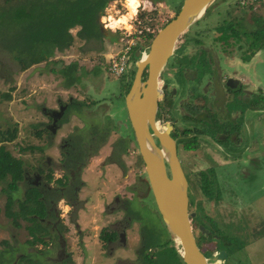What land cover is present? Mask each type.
I'll return each instance as SVG.
<instances>
[{"label": "rangeland", "instance_id": "374dc122", "mask_svg": "<svg viewBox=\"0 0 264 264\" xmlns=\"http://www.w3.org/2000/svg\"><path fill=\"white\" fill-rule=\"evenodd\" d=\"M23 0H0V134L5 133L8 128L17 127L16 138L13 141L3 140L0 141V145H4L14 156L21 158L25 162V168L32 176L31 167L37 164L44 163V155L41 151L34 149L29 150L28 147L22 151L23 147L26 146H52L48 149L47 153L52 159L53 164H57L60 156L55 146L62 144V139H68L69 135L76 133L77 129L81 128L85 130L84 123L86 113H80L79 115L71 114L66 115L63 122H59V127L56 128L51 142L46 137L38 138L35 133L37 130L42 128L47 122V117L44 115V109L57 108L58 105L69 102V99H77L80 102L90 103V101H100L101 104L107 105V112H102L100 115L104 117L107 115L110 118H114L118 121L115 122L117 132L110 131L107 140L102 145L96 155L92 156L87 164L83 167L80 178L83 181L81 188L77 193V203L74 207L66 205L63 200L58 204L57 209L59 215L64 222H66L67 232L65 236L67 241V251L70 254V264H108L110 260L99 259L97 252V245L93 244L95 236L99 233L102 226L113 222L116 219L123 218L119 208L113 204V197L118 196L126 201H129L131 210L140 216V219L146 225L145 229L151 232L152 237H156V240L160 239V229L163 230L161 220L155 209L151 211L150 208L141 206L139 203L145 201L151 206V201H148L147 196L137 199L133 189H137L140 185V180L144 179V166L141 162L140 155L136 145L132 141H128L127 154L115 153L112 158L118 159L120 165L117 166L108 160L110 154V146L115 144L117 138L121 135H127L131 133L130 125L128 124V117L125 110L124 99L120 100L119 107L115 108L109 99L111 97L119 96L120 92V76L116 77L111 74H107V64L110 56H113L121 49L123 42L119 43V36L122 32L124 25L130 28L133 23V19L138 18L142 20V24L147 26L151 24L154 27L155 32L161 28V26L170 18H172L176 11L180 8L183 0H161L153 2L152 0L145 1L146 8L143 10L137 8L135 12L127 18L125 22L118 21L120 16L128 13L127 0H118L121 3L110 2V5L106 7L103 15H110L108 26L103 24V28L108 29L110 34H114L113 38L103 37L101 41H82L75 39L73 45L69 48H65L62 52H56L47 63L42 61L38 64L28 66L24 70H20L17 61L12 58L11 52L7 49L15 47L16 40L21 36L28 34V30L23 26V22L11 21L7 15L2 12V8H11L17 2ZM133 1V0H129ZM244 0H216L207 10L206 14L202 18L201 24L209 23L206 27H194L196 29L213 28L220 21L229 20L230 17L243 16L247 28L250 27L252 30V22L255 17H262L264 20V0H247L245 3L249 6H254V10L249 11H237L232 6L234 2L241 4ZM139 0H135V5ZM141 2V0H140ZM119 4V5H118ZM121 6V7H120ZM119 9V13L115 11ZM26 10V9H25ZM230 10V14L227 11ZM28 11V10H27ZM2 12V13H1ZM113 18V20L111 19ZM116 18V20H115ZM106 20L105 18H102ZM116 21V22H115ZM118 21V22H117ZM100 22L101 17H100ZM204 22V23H203ZM123 23V24H121ZM258 22L256 23L257 26ZM28 28V23L26 22ZM120 26V29H118ZM201 27V28H200ZM258 27V26H257ZM192 29V28H190ZM215 29L219 31H225L226 26L221 24ZM214 29V30H215ZM117 30V31H116ZM258 29L255 28V31ZM116 31V32H115ZM72 34H75L76 29L71 30ZM261 35L263 31L259 29ZM12 35V36H11ZM119 35V36H118ZM226 37V36H225ZM145 39L142 37L137 40V44H145ZM144 41V42H143ZM248 46H256L258 41H249ZM262 40L259 41V44ZM245 45V43H243ZM264 48V46L262 47ZM261 48V49H262ZM258 50V49H256ZM135 51V50H134ZM261 52L262 59L264 60V49L258 51ZM257 52V53H258ZM252 53V52H251ZM250 51L238 52L239 55L253 63L251 59ZM130 58V68L135 69V61L138 59L137 51L132 53ZM260 56V55H258ZM258 58V57H257ZM57 62V63H56ZM56 63L55 68L62 65L74 64L75 75L78 80L73 86H65L64 82L68 81L58 71H51L50 66ZM254 69L257 73H260V66L255 63ZM65 78V81H64ZM8 93L9 97H4V94ZM109 98V99H108ZM108 100V101H105ZM91 105V104H90ZM90 118H96L95 114H91ZM98 118V117H97ZM261 124L264 127V114L261 115ZM89 122H92L90 120ZM241 124L243 123L240 119ZM229 124V123H228ZM242 142L238 145L231 141L224 142L225 146L234 144V146H263L260 143H256L258 139L253 136L245 137L243 132L238 134ZM124 137V136H123ZM1 138V137H0ZM118 146V145H117ZM120 147V146H119ZM118 148V147H116ZM103 160L106 165H102ZM63 172L58 167H54L53 176H62ZM5 185L3 181L0 182V252L4 255V249L6 246L2 243L3 240L7 242V245L19 246L28 240V231L25 226L28 222L19 220L20 226L16 227L5 212V194L1 188ZM21 187L23 184L21 183ZM144 183H141V189ZM20 192H16V196H21ZM139 193V192H138ZM140 194V193H139ZM112 208V209H111ZM194 209V204L191 206ZM264 209V206L262 207ZM209 213V224L208 227L212 231H216L218 235L222 236L220 239H213L215 248H225L228 251V256L224 261H212L210 264H254L253 261L263 260L264 258V244H259L257 253L253 258L251 256V248L248 243H252L251 233L246 231L245 228L249 226L243 217H241V223L235 222L230 223L222 218L219 211L211 208ZM69 218L73 222H77L80 229L83 231L84 236L80 244L83 248H86L84 253L79 247L78 240L76 239V233L74 232V225L69 221ZM201 220V219H200ZM238 220V219H237ZM240 221V220H239ZM244 221V222H243ZM51 222H57L56 218H52ZM139 224L137 220H132V224L128 229V243L124 249L118 248V252L121 256H129L130 260L133 259L132 253H135V248L138 243ZM217 236V235H212ZM212 236H209L211 239ZM162 237L165 238L164 234ZM214 238V237H213ZM212 243V241H210ZM177 247V243H175ZM93 245V248H92ZM171 246V244H168ZM252 246V245H251ZM152 248V257L144 256V261L141 264H181L178 263L169 248L154 247ZM45 249V248H44ZM210 250L212 248H209ZM179 250V249H177ZM93 251V252H92ZM97 252V255H96ZM216 253V252H215ZM251 253V254H250ZM206 255L209 253L206 252ZM50 258H46L44 255L41 257L42 264H59L55 255L51 253ZM1 259V256H0ZM1 264V263H0ZM6 264V263H4Z\"/></svg>", "mask_w": 264, "mask_h": 264}, {"label": "flooded vegetation", "instance_id": "af4514ba", "mask_svg": "<svg viewBox=\"0 0 264 264\" xmlns=\"http://www.w3.org/2000/svg\"><path fill=\"white\" fill-rule=\"evenodd\" d=\"M112 1L119 3L118 0ZM246 1H242L241 4L234 2L232 6L237 11H246L248 9L247 11L250 13L255 8L246 4ZM110 2L108 3L109 5ZM227 13L230 14V10ZM104 16L106 15H101L102 23L99 18L100 30L104 38L107 36L113 38L114 34H110L108 29L103 28V24L107 23V21L105 22L102 19ZM259 18L263 20L260 16L255 17L251 25L252 30L250 27L247 28L246 20L243 16H234L230 17L229 20L220 21L212 29L208 27L196 29L192 26V29L185 31L179 36L172 54L157 79L158 93L156 95L157 109L154 116V128L174 141L178 160L188 182V210L189 213H193V216L190 217V224L194 238L204 255L210 259L214 258L220 250H225L227 253L226 257L218 261L226 260L228 251L225 248H220L212 256L206 255V252L208 253L210 250L209 248L213 249L216 247L213 239L222 238L216 231H212L208 227L210 222L208 212L213 208L219 211L221 217L226 219L225 221L230 223H237L238 221L234 214L235 211L232 210L231 202L225 201L227 198H233V195L237 192L235 190L236 184H234L236 183V180H234L235 174L232 169L225 170L222 162L224 159L231 157L230 162L235 163V158L241 153V148L244 151H249L251 146H237L242 142L238 134L243 132L245 137L253 136V132L251 133L249 129V126L253 125L252 114L257 111L260 115L264 114V60L261 52L260 54L258 52L264 49L262 48L264 43L261 45L262 49L259 48L258 50L248 46L250 44L249 41H252L255 36L252 31L256 28ZM256 19H258L257 22H255ZM200 20L195 23L194 27H199L200 25L206 27L209 24H201ZM221 24L226 26V30L223 32L215 29ZM230 24H232V31L228 27ZM107 26L108 24H106ZM75 29L77 30V28ZM143 34L144 32L139 36H133L134 41L137 42L138 39H141ZM139 45H141V48H139V52L137 51L138 57L142 55L143 50L146 52L148 47L147 43L145 45L140 43ZM244 51L252 52L251 59L253 63H250L249 60L245 61L238 54V52ZM133 52L135 51L131 48L130 58H132ZM255 63L259 64L260 73H257V70L254 69ZM128 70L129 68L126 72ZM106 72L108 75L110 74L108 70ZM147 74L148 68L145 66L141 76L142 81L147 78ZM256 82L259 84L258 87H255ZM65 109L66 103H60L55 109L48 108L43 111L47 117V122H45L43 127L48 130V134L44 137L49 142H51L50 140L56 128L59 127V122L64 116ZM240 119L243 122L242 124ZM149 130L152 133L155 144L161 147L154 130L150 127ZM121 137L127 138V135H121ZM228 140L231 143L235 142L237 145L229 144L225 146L224 142ZM67 145L66 139H62V144L55 146L60 156L56 165L52 163V159L47 153L52 146H40L41 149L39 151L45 157L44 163L31 167L32 176L29 174V169L28 171L25 169L23 181L28 186H35V188L45 194L41 197L45 199L47 212L44 217L39 218L40 224L44 228L41 231L40 238L42 240L31 243L30 241L33 238L28 232V242L25 241L19 246L12 245L14 247L13 251H6L4 255H0L3 259L1 264H16L20 255H26L27 253L28 264H42L41 257L44 255L49 259L51 253L55 255L59 264H70L71 258L67 251L68 240L65 236L67 224L60 217L57 206L63 200L66 205L71 208L74 207L77 203L78 190L81 188L83 181L79 173L81 184L73 186L75 197L70 192L65 193V187L55 185V179L65 175L69 184L74 183L78 174L75 169H64L65 162L68 161L69 153L71 152V150L68 151V148H73L72 155L76 153L75 146ZM120 150L121 147L113 144V146H110V154L107 156L108 160L117 166L122 165H120L118 159L112 158V155L115 156V153L120 155ZM97 152L99 151L91 152L86 156L84 166ZM121 153L127 154V146ZM261 157L264 161V154ZM70 161L74 160L70 159L69 163ZM102 165H106L104 160ZM165 165L169 175L166 161ZM54 167L62 170V176H53ZM49 173L52 174L53 178L50 182H47V174ZM140 182L143 183L141 180ZM141 183L137 189H133L137 199L145 196V188L142 186L141 189ZM45 187L46 189L57 187L59 192L47 198L48 193H45ZM147 198L150 201L149 193ZM113 204L116 208H119L123 218L121 217L102 226L99 233L95 236L93 244L97 245V252L100 253L98 254L99 259L110 260L111 262H108V264H141L145 255L152 257L150 255L152 253L151 250L156 247L145 244L147 240H153L150 237L151 232L145 229L146 225L138 214L136 217L132 215L135 212L131 210L129 201L115 196L113 197ZM139 204L144 206V203ZM193 204L194 209L191 208ZM149 208L153 211L151 206ZM52 218H56L57 222H51ZM132 220L138 221L139 229H137L138 243L134 250L135 253H132V255L134 254L132 256L133 259L130 260L129 256H121L118 248L124 249L127 246L128 229L132 224ZM69 221L74 225V232L77 235L76 239L79 242L78 246L82 247L80 242H82L84 233L77 222H73L71 218H69ZM200 226L204 227V231L200 229ZM213 234L217 236H212ZM36 236H38V233H36ZM209 236H212L211 239ZM81 250L84 253L88 252L83 247ZM212 261L215 260L213 259Z\"/></svg>", "mask_w": 264, "mask_h": 264}, {"label": "trees", "instance_id": "16d2710c", "mask_svg": "<svg viewBox=\"0 0 264 264\" xmlns=\"http://www.w3.org/2000/svg\"><path fill=\"white\" fill-rule=\"evenodd\" d=\"M9 1V0H6ZM112 0H23L17 2L13 7L2 8V12L7 15V17L14 22H23V26L28 30V34L22 35L21 38L16 40V45L13 48H7L11 54L12 58L17 61L19 69L27 68L33 64H38L42 61H49V59L55 55V53L64 51L65 48H69L73 45L74 40L77 38L79 40L89 41H100L103 37V34L100 30L99 18L103 14L104 8ZM153 2L161 0H152ZM257 1V0H256ZM26 9V10H25ZM28 10V11H27ZM179 10V9H178ZM177 10V11H178ZM1 12V13H2ZM170 19H168L163 25H165ZM256 19L255 22H257ZM28 23V28L26 26ZM162 25V26H163ZM161 26V27H162ZM258 26V27H257ZM256 28L252 31L255 36L252 39L258 41V44L254 47L255 49L261 48V45L264 43V34L259 33V29L264 32V21L259 18ZM229 29L232 31V24H230ZM77 28L75 34H72L71 29ZM154 34H148L144 32L142 37L145 39V43L149 45V40ZM12 36V35H11ZM262 40V43L259 44V41ZM145 45V44H144ZM141 48V45L133 46L132 50L138 51ZM253 52V50H252ZM57 63V62H56ZM56 63H52L50 66L51 71H58L62 74L64 78V85L69 87L73 86L78 77L75 75V66L74 64L62 65L58 68H55ZM135 69H129L128 72L120 76V94L117 97H111L109 100L113 107L118 108L121 99H124L125 93L128 91L132 77L134 75ZM4 97H9V94H4ZM105 101H108L105 99ZM100 101L92 100L90 103L80 102L79 100L70 99L66 103V109L64 111V116L80 113H86L84 129L76 131V133L71 132L69 138L66 139L68 142L67 146H75L76 153L72 155L73 148H68L69 159L65 162V170L69 168L75 169L78 173L75 177L74 183H68V179L65 176L55 179V185L65 187V193L70 192L73 197L74 185L79 186L81 180H79V173H81L86 156L94 151H98L100 146L104 145L107 137L112 130L117 132L115 122L116 119H112L105 115L102 117L100 113L107 112V105L104 104L100 106ZM91 104V105H90ZM91 114H95L96 118H90ZM65 118L61 120L63 122ZM92 120V122H89ZM129 124V122H128ZM131 130V129H130ZM17 127L8 128L5 133L0 134V141L7 140L13 141L16 138ZM48 134V130L44 127L36 131L35 135L38 138L44 137ZM128 141L134 142L133 132L127 134V138L119 136L115 142V146H120L121 151L128 145ZM29 150H40V146H26L22 148V151L27 148ZM72 159L74 161L69 160ZM25 162L14 156L9 150L5 148L4 145H0V182L3 181L5 185L1 188L2 192L5 194V204L4 209L9 218L16 227L20 226L19 220H24L30 225H26L25 228L32 236L31 243L36 241H41V231L44 229L41 226L39 218L45 216L47 212V205L45 199L42 198V195H45L44 192L39 191L35 186H28L27 183L23 181V176L25 172ZM53 176L51 173L47 174V182L52 180ZM77 182V183H76ZM145 188V196L149 193V186L146 180H142ZM21 183L23 186L21 187ZM57 186V187H58ZM21 187V196H16V192H20ZM50 188L45 189L47 198L53 196L59 192V189ZM23 189V190H22ZM150 207V205L145 201L144 207ZM148 207V208H149ZM155 213L157 211L155 210ZM136 217L135 213H132ZM158 215V213H157ZM159 216V215H158ZM160 219V217H159ZM161 220V219H160ZM162 224V222H161ZM163 230L160 229L161 233L164 234L165 238L160 236V239L156 240V237H152V241L147 240L146 245L156 246L163 248L164 246L169 248L174 259L181 264L182 262L180 253L177 249L179 247L175 246L174 241L168 234L165 227L162 225ZM38 233V236H36ZM40 234V236H39ZM28 242V240H26ZM2 243L6 246V251H13L14 247L12 245L8 246L5 240ZM171 244V246H168ZM216 248L209 250V255L212 256L216 252ZM3 254V253H2ZM0 252V255H2ZM146 258L148 255H145ZM19 261L16 264H28V253L26 255H20L18 258ZM3 262V259H0V263ZM39 264V263H35Z\"/></svg>", "mask_w": 264, "mask_h": 264}, {"label": "water", "instance_id": "95a60500", "mask_svg": "<svg viewBox=\"0 0 264 264\" xmlns=\"http://www.w3.org/2000/svg\"><path fill=\"white\" fill-rule=\"evenodd\" d=\"M216 0H183L179 10L152 38L145 54L137 57L135 72L128 91L124 95V107L133 132L141 162L144 179L149 186L151 208L157 211L162 225L177 243L184 264H210L226 257L220 250L214 258L204 255L194 238L188 210V182L176 154L174 141L154 128L157 109V79L172 54L179 36L189 30L206 14ZM147 66V78L142 81ZM149 127L154 130L161 147L153 140ZM167 162L169 175L165 165ZM204 231V227L200 226Z\"/></svg>", "mask_w": 264, "mask_h": 264}, {"label": "crops", "instance_id": "0c3cea01", "mask_svg": "<svg viewBox=\"0 0 264 264\" xmlns=\"http://www.w3.org/2000/svg\"><path fill=\"white\" fill-rule=\"evenodd\" d=\"M258 86L259 84L256 82L255 87ZM102 105L104 104L100 103V106ZM252 120L253 125L249 126V129L258 139L256 143L258 142L264 146V127L261 124L263 120H261L258 111L252 114ZM263 154L264 147L251 146L249 151H244L241 148V153L235 158V163L230 162L231 157L224 159L222 162L225 170H233L234 180H236V183H234L236 184L235 190L237 191L233 198H227L225 201L231 202L232 210L235 211L234 214L238 218L237 222L239 224L241 223V217L249 223L245 230L251 233L250 239H252L253 244L248 243V245H250L252 253L250 254L253 258L258 250L257 245L264 244V209L262 208L264 206V161L261 157ZM254 260V264H264V258L262 261L259 259Z\"/></svg>", "mask_w": 264, "mask_h": 264}, {"label": "built area", "instance_id": "2783aa9c", "mask_svg": "<svg viewBox=\"0 0 264 264\" xmlns=\"http://www.w3.org/2000/svg\"><path fill=\"white\" fill-rule=\"evenodd\" d=\"M117 2V1H114ZM119 3H121L120 5L122 6V2L119 1ZM137 8H141V9H145L146 5H145V1L139 2V4L137 5ZM116 13H119V9L115 11ZM109 16H104L103 18L107 19L104 20L105 22H109ZM142 20L135 18L133 19V23L132 26H130V28H127L124 25L122 29H124L125 32L121 33L120 36V41L123 42L121 49L119 50V52H117L116 54H114L113 56L109 57L108 60V64H107V70L110 74L118 77L123 75L127 69L129 68V62H130V53H131V48L134 44H136L137 42L134 41L133 36H139L141 35L143 32H146L148 34H154L155 30L154 27L151 26V24H148L147 26H144L142 24ZM123 24V23H121ZM118 29H120V26H118ZM142 54H145V50L142 51Z\"/></svg>", "mask_w": 264, "mask_h": 264}, {"label": "bare ground", "instance_id": "6f19581e", "mask_svg": "<svg viewBox=\"0 0 264 264\" xmlns=\"http://www.w3.org/2000/svg\"><path fill=\"white\" fill-rule=\"evenodd\" d=\"M127 2V7H128V13H126V15H123V16H120V18H119V22L120 21H122V22H125L126 20H127V18L129 17V16H131L134 12H135V10H136V7H137V5L139 4V2H140V0H139V2L135 5V8H134V4H135V0H133V1H129V0H127L126 1ZM112 20H113V18H111ZM115 20H116V18H115ZM117 21V22H118ZM116 22V21H115Z\"/></svg>", "mask_w": 264, "mask_h": 264}, {"label": "clouds", "instance_id": "9594fccd", "mask_svg": "<svg viewBox=\"0 0 264 264\" xmlns=\"http://www.w3.org/2000/svg\"><path fill=\"white\" fill-rule=\"evenodd\" d=\"M107 67V66H106ZM129 68H130V62H129ZM112 75V74H111Z\"/></svg>", "mask_w": 264, "mask_h": 264}]
</instances>
